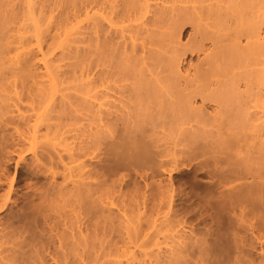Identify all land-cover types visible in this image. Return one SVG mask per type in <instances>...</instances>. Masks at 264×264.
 <instances>
[{
    "label": "bare ground",
    "instance_id": "obj_1",
    "mask_svg": "<svg viewBox=\"0 0 264 264\" xmlns=\"http://www.w3.org/2000/svg\"><path fill=\"white\" fill-rule=\"evenodd\" d=\"M256 1L63 0L61 4L52 0L55 7L62 9L58 10V15L51 6L43 10L41 18L48 21L47 27L38 30L35 20L33 25L36 29L32 27L36 30L35 35L32 34L34 36L28 35L31 30H25L30 38L35 37L33 43V39L23 34L24 30L22 33L21 28H17L18 0H0V52L4 55L0 54V59H4L3 64L0 61V97L7 103L2 102L3 107H0V164L13 161L11 154L18 153L16 140H28L35 149L30 165L34 177L47 179V183L45 180L41 186H35L34 197L39 202L35 206L33 204L31 210L25 208L22 215L23 219L31 217L35 221L29 220L33 223L32 227L20 229L21 233L19 230L6 232L0 219V264H50L49 258L54 264H101L102 258H107L103 264H147L144 259L138 260L136 255L123 261L121 256L125 255L126 249H130L123 246L125 250L119 253L122 250L117 247L119 241L108 237H117L122 233L117 238L125 240V245L138 244L145 235L142 223L146 218L143 221L144 211L141 210L147 207L150 192L147 193L148 189L145 190L137 179L129 188L131 183L125 177L112 178L117 157L114 156L113 162L108 156L118 149V160L122 158L119 156L121 153L127 156L138 152L142 155L143 151L147 154V151L154 152L158 161L154 164L152 160L156 166L151 170L156 168L159 171L154 170L150 175L142 170L147 172L140 173L146 182L161 171L171 176L186 166L182 160L189 152L205 151L207 148L216 153L212 173L215 177L218 175V187L223 188L217 197L223 206L244 198L264 203V0ZM255 2L257 6H254ZM84 22L88 23L83 25ZM185 37H188L186 41ZM65 45L68 52L54 53L55 49ZM35 48L41 57L37 56ZM66 57L73 58V62L60 64ZM195 58L196 63L193 62ZM40 61L46 69L44 73L36 71ZM252 62L259 66L248 68ZM64 66L72 69H59ZM76 73L80 75L78 80L83 87L78 88L79 91L76 89L79 95L74 93L75 98L63 95L59 107L53 106L46 114L38 113L39 110L33 122L32 115H14L16 110L11 108L18 107L19 111V104L24 98L33 102L38 99L40 102L53 100V87L50 85L52 88H47L43 78L67 80L69 74L76 77ZM6 99L13 103H8ZM257 108L263 109V113ZM82 109L86 110L85 114ZM77 113L84 114L79 116L83 120L87 116L90 121L85 127L75 129L77 136L85 137L79 143L62 149L60 143L50 140L51 136L47 141L39 140L42 128L48 134L61 133L66 128L65 119L75 118L77 121L80 118ZM44 115L49 117L44 118ZM18 116L19 121L16 119ZM8 127H12V132L9 135L2 133ZM170 138L174 140L169 141L171 144L166 141ZM24 156L23 151L19 152L17 164L25 160ZM83 157L97 161L87 162ZM247 176L260 180L247 183ZM59 177H62V182L58 181ZM69 184H72L70 188ZM144 185L152 186L149 182ZM12 186L11 183L10 191ZM123 188H127L137 200L134 207L137 205L138 211L133 216L125 210L130 205H125L127 208L122 211L123 204L115 213L111 207L114 202L111 204L105 199L106 195L111 196L118 191L131 197ZM123 190L126 192L122 193ZM155 192L151 193L156 195ZM168 192L162 189L159 208L168 199H164L168 197ZM59 199L71 200L73 211L76 210L75 222L79 224V229L70 228V236L65 231H59L60 225H67L62 219L65 207L61 208ZM158 200L155 199V204L150 201L158 208ZM5 206L0 204V212ZM243 211L238 214L239 217L244 218ZM84 218H87L88 224L83 222ZM116 220L118 225H115ZM84 228L89 231L86 235L83 234ZM100 232L106 240L97 239L99 246L96 241H82L83 236L87 239L100 238ZM16 233L20 234L21 240H17ZM183 236H173V243H176L175 238L178 242L170 251V264H185L190 246L181 247ZM68 238L75 241L73 245L67 242ZM183 239H186L185 236ZM56 242L59 245L55 246ZM79 242H83L87 250L82 255L78 254L79 261L68 260V249L76 251L81 244ZM185 252H188L187 255Z\"/></svg>",
    "mask_w": 264,
    "mask_h": 264
},
{
    "label": "rangeland",
    "instance_id": "obj_2",
    "mask_svg": "<svg viewBox=\"0 0 264 264\" xmlns=\"http://www.w3.org/2000/svg\"><path fill=\"white\" fill-rule=\"evenodd\" d=\"M57 1L61 2V4H63L62 3L63 0H57ZM256 2L259 3L258 0ZM256 2H255L254 6H257ZM151 3L154 4L155 2L151 1ZM18 6H19L18 7V11H19L18 14L19 15L17 16V19H18V21H17L18 27L17 28H21V32H22V30H24L23 31L24 33L22 32L24 35L26 33L28 34V32H25L26 29H27V31L31 30L28 34L30 36L32 34L35 35V31H36L35 26L38 27V30H44L47 27L48 21H45L44 19L41 18L44 15L43 10L45 11L51 6L52 8L55 9L54 11L57 14H55L54 12L53 13L55 15H58V12L62 9V8H60V10H59V8L55 7L52 3V0H18ZM40 12L42 13V15ZM35 20H37V24L35 23L34 24L35 26H34L33 23ZM86 23H88V22H84L83 25H86ZM33 26L35 27L34 30L32 28ZM33 31H34V33H33ZM34 35H32V36H34ZM28 38H30V37L28 36ZM30 39H33V41H32L33 43L35 42V37L30 38ZM187 39H188V37H185L184 40L186 41ZM68 44H66V45H68ZM66 45L64 47H59V48L55 49L54 53L55 54L57 53V55H59L62 51H64L65 53L68 52L67 48H65ZM73 47H74V44H73ZM64 49H66V50H64ZM35 51L37 52V56L41 57V53L37 51V48H35ZM1 52H0V54L3 55ZM57 55L55 56V58L57 57ZM49 57H51V56H49ZM68 58L69 57H66L63 61L60 62V64L64 65V64H68L69 62H73L72 61L73 58L72 59L69 58L71 60H68ZM75 60L76 59H74V61ZM0 61H2V59H0ZM3 61H4V59H3ZM3 61L1 64L4 63ZM36 61L37 60H35L34 62H36ZM193 62L196 63L197 58H195L193 60ZM252 63H253L252 66L250 65L251 67L248 66V68L252 69L253 66H255V68H257L259 66V65H256L255 62H252ZM43 65L44 64L42 61L37 62V67H36L37 70L36 71L39 73H44V71L46 69ZM59 69L63 70V69H72V68L64 66V67L59 68ZM59 69H58V71H60ZM77 70H78V67H77ZM56 71H57V69H56ZM79 73H80V70H79ZM75 76L76 77L73 76L74 77L73 78L71 76V74H69V77H68L69 79H67V80L63 79L64 81L59 77L61 79L60 82H59V78L53 79V80H49L48 78H47L48 79L47 80L46 78H43V80L45 81L44 84L47 86V88L53 87L52 88L54 91L53 100H51L50 102H44V101L40 102L41 100L38 99V100L33 102L31 99L24 98V100L21 101L19 104V111L17 110L18 107L17 108L15 107L16 109L13 107L11 108L13 110H16V111H14L15 114L14 113L13 114L14 115H20L22 113V114H25L27 116L32 115V122H33L34 118L36 117L35 114H37V112L39 110L40 111L38 113L46 114L50 108H53V106L56 107V106L60 105V103H61L60 101H61L63 95L65 96V95L69 94L68 96H71V95L74 96L73 95L74 93H75V95L78 94L79 89H82L81 87H83V83L80 84L81 82L78 80L79 78L81 79L80 75L77 74ZM78 76H79V78H78ZM75 78H77V79H75ZM50 85L52 87H50ZM80 85H82V86H80ZM10 89H12V88H10ZM76 89H78L77 92H76ZM82 92L80 94H82ZM3 94L7 95L8 93L6 91L4 93V91H3ZM11 95H13V94L11 93ZM80 96H82V95H80ZM0 98H1L0 99L1 100L0 107H3L2 102H3V104L4 103L7 104V103L5 101H3L4 99H2V97H0ZM70 98L72 100L73 98H75V96L73 98L72 97H70ZM64 99H66V98H64ZM69 100L70 99H68V101ZM6 101H7V99H6ZM7 102L13 103V101H11L9 99ZM58 107L56 109H58ZM34 108H35V110H34ZM260 108H262V107H260ZM212 109L213 108H211V110ZM257 109H259V108H257ZM260 110L261 109H259V111ZM82 111L85 114L86 110L82 109ZM262 111H263V109L260 112L261 114L263 113ZM52 114H54V113H52ZM84 114H82V115H84ZM86 114H87V112H86ZM79 115H81V114H78L77 117H80ZM47 117H49V116H47ZM47 117L45 116L44 118H47ZM19 118H20V116L16 117L17 121H19ZM80 118H82V117H80ZM80 118H78L79 120L77 119V121L75 118L68 119V120L65 119L64 123H66V125H65L66 128L62 129L63 130V131H61L62 134L59 131V132H56V134H54L55 132H51V133H49L50 134L49 135L47 130L45 128H42L41 132H39V135H40L39 140H41V141L46 140L47 141V138L49 139V137L51 136L50 140H52V141L54 140L56 143H60V145H61L60 148L66 147V149H67L69 147L76 145L77 143L80 142V139L82 137H84V135H82V137L77 136L78 133L75 132V129L80 128V127H85V124L86 125L88 123L90 124V121L87 120V116L85 117L86 119H84V120L82 118L81 119L82 121L80 120ZM51 122H52V119H51ZM67 125L68 126L70 125V126L68 127ZM7 130H8V132H7ZM7 130L3 131L2 133L6 132V134L9 135V133H11L13 129H12V127H10V128L8 127ZM66 132H68V133H66ZM58 133H60L61 136ZM46 134H47V136H46ZM45 137H46V139H45ZM84 138H82V139H84ZM167 139H166L167 142H169L170 140L172 142L174 141L171 138L169 140H167ZM22 141H23L22 139L15 141L17 143L16 150L18 149L16 151V153L17 152L18 153H17V155H15V153L11 154L13 157V161L11 163H7V164H5V163L3 164V162L1 161L3 165L0 164V176L2 179V182L0 183V185H1L0 186V204H3V203L6 204L5 208L0 212V219L2 222L5 223V224L3 223L2 226L6 227V229L4 230L6 232L11 231V230L12 231H15V230L18 231L19 230L18 232H20V229L24 230L26 226H29V227L33 226V223L35 221L33 222L32 218L29 217V220L33 222V223H31L27 218L23 219L22 215L25 213L24 211L27 208H28V210L29 209L31 210L32 207L35 206V204H37V202H39V199L34 197L35 196V188L38 187V185L45 183V180L47 183L46 178H41L40 180H38L36 177H34V174L32 172L33 167L30 165H32V162H33L32 159H33V154H34L35 149L32 147L30 141H28V140L27 141L24 140L23 142ZM169 143L171 144V142H169ZM18 144H20V145H18ZM31 147L33 149L32 151H31ZM38 150H40V148ZM41 150H42V148H41ZM21 151L24 152V155H25L24 157H26V158H25V160H21L20 161L21 163L17 164L19 152H21ZM115 151H117V152L111 153V156H108V157H110L111 160H113V162L115 161V158L117 157V159H116L117 163L115 164L116 169H114L112 171V172H114L112 178L113 179H120V177H123V179H124V177H125V180L129 181L131 183L129 188H131L133 186L132 184H134V181H136V179H137V182H139L140 185L142 184V186L145 187V190L148 189L147 193H148V191H150L148 194L149 198L147 197V203H148L147 207L142 208V210H141V211H144L143 214H146V215L142 214V216H144L143 221L145 218L147 219V220L145 219L146 223L144 221L145 225H144V223H142L143 224L142 229L144 227L143 231L145 230L144 231L145 235L142 236V239L141 238L139 239L140 241H138V244L136 246H135V243H130V245L129 244L125 245V243H126L125 240H123V241H125V242H123L122 238H117V237H120L119 235H121L122 233L118 234L117 237L113 236V235L108 236L109 238L115 237L119 241L120 244H118L117 247H121V249H122V250H120L118 248L120 250L119 253H121L123 250H125L124 249L125 246H127L126 248L130 249V250L126 249V251L124 252L125 255H123V257L121 256V259L123 261H126L127 259L136 255V257H138V260L144 259L147 264H150L151 262H153L151 264H155V263L156 264H170V261H171L170 251H172L173 245L175 246L177 244V242H178L177 238L179 237V234H182L185 236L186 239H183L184 236L181 237L182 238V241H181L182 246L181 247L184 248L185 247L184 245H186L188 247L190 246L187 249L189 253L185 252L186 255H187V253L189 255L186 256L184 254L187 257V259H185V257H184V259L186 260V261L184 260L185 264L187 263V260H188L187 264H264V217H263L264 216V207H262V206H264L263 205L264 203H263V201H260L258 199L256 200L254 198L252 200H251V198H244V199H242V200H240L234 204L229 203L228 205L223 206L221 204V202L218 201V198H219L218 195H220L219 192L223 188H222V186L218 187L219 181L216 180V177L218 179V175H216V177H215V176H213V173H212L215 170L214 169L215 165H214V161H213V156L216 155L215 152L213 153L212 150L210 151L207 148L205 149V151H204V149H202V150L198 149L195 152H189L186 156L183 157V160H182V162L185 163L186 166L181 168L178 172L173 173L170 176L166 172L165 173L163 172L164 174L161 173L162 172L161 171V172H159L161 174V177L159 176L160 174L158 172H156L159 175L154 173L157 176H155L153 179L148 178V180H146V182H145L143 180V178L140 177V173L142 174V173L148 172V174L151 175V172H153L154 170L159 171L156 168H154V170H151L153 167L156 166L154 164L158 161V158H156L157 156L154 157V154H153L154 152L151 154V151H147L148 154L150 153V155H148L147 153H144V151H143L142 155L138 152V153H133V154L127 155V156H124L122 153L121 154L119 153L120 154L119 156H121L123 159L120 157L121 159L118 160L119 159L118 158V152H120V150L118 149ZM115 151H113V152H115ZM114 156H115V158H114ZM3 157H4V155H3ZM147 157H149V158H147ZM83 158L87 162L88 161L89 162H91V161L96 162L97 161V159H94V158L91 159L90 157H83ZM83 158H81V159L83 160ZM132 158H133V161H132ZM210 159H211V161H210ZM152 160L154 161V164H153ZM205 160H207V161H205ZM28 163H29V166H28ZM120 163H123V165L121 164L123 168L121 167ZM5 165H7V166H5ZM142 170L147 171V172H144ZM211 173H212V176H211L212 178L210 177ZM137 175H139V176H137ZM130 180L131 181L133 180V182H131ZM150 180H152V182H151L152 184H150ZM153 180H154V182H153ZM259 180H260V178L254 179L253 177H248L245 179V181L247 183L252 182V181L257 182ZM58 181L62 182L63 181L62 177H59ZM41 182H43V183H41ZM148 182H149V185H152V186H150L151 188L149 186H147L148 187L147 188L144 185V183L148 184ZM155 182L157 183V185ZM2 183H3V185H2ZM11 183L13 184V186H12V190L10 191L9 186ZM70 185L72 186V184L68 185L69 188L71 187ZM155 185L157 187H155ZM213 185L216 187H214ZM153 186L155 189L153 188ZM171 186H173V187H171ZM158 187H160V188H158ZM166 187L169 189L171 188V189L167 190ZM31 188H32V190H31ZM161 188L164 190V192L169 191L168 193H169L170 197L168 194H167L168 197H166L167 195H166V193H164L166 195V196L164 195V197H166L164 199L166 200L168 198L166 201H169L170 199L171 200L169 201L170 204H169V202H166V201H164V203L162 202V205L160 204L161 206L159 208V204H158L159 200L158 199H160V202H161V198H160L162 195L161 194V192H162ZM123 189H125L128 192L127 188H123ZM125 190H123L122 193H125L126 192ZM152 190L154 192L157 190V192H155L156 195H153L154 193L153 194L151 193V192H153ZM158 191H160L159 192L160 196L157 195ZM119 192L120 191L116 192L117 194L111 193L112 197L110 196V194L106 195L105 196L106 201H108L111 204L113 202L115 203V205L113 203V205L111 206L112 210L115 213H118L120 207L124 204L122 211L124 210V208L129 207L125 210H127L128 214L133 216L134 213H136L138 211V209L136 208L137 205L134 207L135 203L137 204V200L135 199V196H133V194L130 195L131 193L128 192L129 195L131 196V197L128 196L129 197L128 198L127 196L121 195ZM128 193H126V195H128ZM149 195L151 196V198ZM122 196L125 197L126 199L125 198L123 199ZM154 197L156 200H158V201H156V204H158V208L160 210L157 207L152 205V202H153V204H155L154 203L155 202ZM134 199H135V201H134ZM149 199L152 200V202ZM59 200L60 201H58V204L61 206V208L63 206L65 207V208H63L64 210L62 211V213H64V218H62V219L66 220V222H67V225H65V226L60 225L59 226V231H65V232H67L68 236H70V233L72 232L71 229L73 227L76 229V231L79 229L78 228L79 224L77 222H75V221H77L76 217H75V211L76 210L74 209V211H73L74 207L71 205V204H73L71 200H69V199L66 201L61 200V199H59ZM123 200L126 202H123ZM131 200L133 202H131ZM70 201H71V203H70ZM64 202H65L66 206L64 205ZM149 202H150V204H149ZM120 203H122V204L120 205ZM127 203H130V204H127ZM167 203L169 206L166 205ZM28 205L31 208H29ZM59 205H58V207H59ZM125 205L126 206L130 205V206L125 207ZM151 205H152V207L157 208L156 211L154 210L155 208L150 207ZM132 207L134 208V210ZM252 207H255V208H252ZM242 210H245V211H243V213H244L243 217L244 218H242V216H240L241 218L238 216V214L241 213ZM122 211H120V212H122ZM174 211H175V213H174ZM238 211H240V212H238ZM251 211H252V213H250ZM160 212H162V213H160ZM149 215H151L152 217ZM86 219L84 218L83 222L86 221ZM241 219L242 220L244 219V220L242 221ZM57 220H58V218H57ZM118 222L119 221L116 220L115 225H118L119 224ZM88 223L89 222L86 221V224H88ZM72 225H74V226H72ZM23 226H24V228H23ZM68 226H69V228H68ZM84 226L85 225H82V227H84ZM29 227H26V230ZM93 229H94V226L91 227V230H93ZM170 229L174 230V232ZM37 230H39V229H37ZM123 231H125V230H123ZM83 232H84L83 234L86 235V234H88L89 231H87L86 228H84ZM16 235L17 236H15V237L18 238L17 240L22 239V238H19L20 234L16 233ZM99 235L101 237L102 236L103 237L101 238L100 236L97 235V237H100V238L94 237V239H95L94 240L93 237H89L87 239L83 236L84 239H82V241H84V243H85V241L90 240L89 243L90 242L92 243V241L99 242L101 239L106 240L103 232H100ZM173 236L177 237V238H175V240H176V243L174 242L175 244L173 243V240H174ZM108 237H107V241L109 240ZM115 238H114V240L116 242H118ZM181 238H180V240H181ZM183 240L185 241V243H183L184 242ZM115 241H114V243H116ZM67 242L70 244L72 243L71 245H73V242H75V241L72 238H68ZM96 242H94V243H96ZM34 243H36V241ZM79 243H81L82 245L80 244L78 247H76V251H75V249L73 250V248L68 249V251L70 252V255L67 258L68 260L69 259H73V260L75 259V261L78 260V258H79L78 254L81 253V255H82L83 251L87 250L86 249L87 246L85 248L83 242H79ZM99 244H100V242L98 243L97 246H99ZM141 244L143 247L141 246ZM57 245H59L58 242H56L55 246H57ZM76 246H77V244H76ZM123 246H124V248H123ZM77 248H78V250H77ZM144 248H145V250H144ZM145 251H147L146 253L149 256L148 255L146 256ZM124 253H122V254H124ZM168 258H170V259H168ZM102 259H101V261H103V262H99L101 264H103L107 258H105L103 260ZM50 260L51 259L49 258L48 263L54 264L53 260H51V261Z\"/></svg>",
    "mask_w": 264,
    "mask_h": 264
}]
</instances>
